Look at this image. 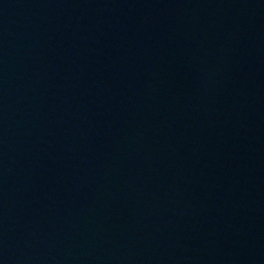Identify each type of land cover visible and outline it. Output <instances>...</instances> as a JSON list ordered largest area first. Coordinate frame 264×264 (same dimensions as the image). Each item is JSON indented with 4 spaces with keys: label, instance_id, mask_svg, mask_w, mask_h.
I'll return each mask as SVG.
<instances>
[{
    "label": "water",
    "instance_id": "obj_1",
    "mask_svg": "<svg viewBox=\"0 0 264 264\" xmlns=\"http://www.w3.org/2000/svg\"><path fill=\"white\" fill-rule=\"evenodd\" d=\"M0 264H264V0H0Z\"/></svg>",
    "mask_w": 264,
    "mask_h": 264
}]
</instances>
